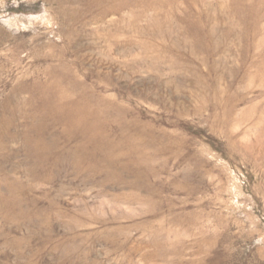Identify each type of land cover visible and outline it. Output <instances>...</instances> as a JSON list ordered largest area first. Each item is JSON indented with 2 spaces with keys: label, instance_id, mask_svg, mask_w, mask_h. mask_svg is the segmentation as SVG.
<instances>
[{
  "label": "rangeland",
  "instance_id": "374dc122",
  "mask_svg": "<svg viewBox=\"0 0 264 264\" xmlns=\"http://www.w3.org/2000/svg\"><path fill=\"white\" fill-rule=\"evenodd\" d=\"M0 264H264V0H0Z\"/></svg>",
  "mask_w": 264,
  "mask_h": 264
}]
</instances>
